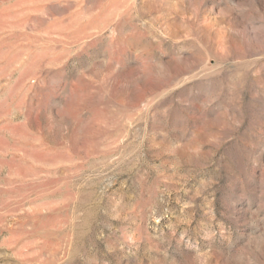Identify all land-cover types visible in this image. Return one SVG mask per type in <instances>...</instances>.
<instances>
[{"label":"rangeland","instance_id":"rangeland-1","mask_svg":"<svg viewBox=\"0 0 264 264\" xmlns=\"http://www.w3.org/2000/svg\"><path fill=\"white\" fill-rule=\"evenodd\" d=\"M0 264H264V0H0Z\"/></svg>","mask_w":264,"mask_h":264}]
</instances>
